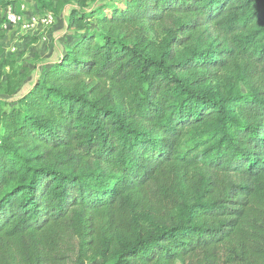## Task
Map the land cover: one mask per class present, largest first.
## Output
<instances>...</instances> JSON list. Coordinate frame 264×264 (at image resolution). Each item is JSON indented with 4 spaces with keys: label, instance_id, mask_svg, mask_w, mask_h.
I'll list each match as a JSON object with an SVG mask.
<instances>
[{
    "label": "trees",
    "instance_id": "16d2710c",
    "mask_svg": "<svg viewBox=\"0 0 264 264\" xmlns=\"http://www.w3.org/2000/svg\"><path fill=\"white\" fill-rule=\"evenodd\" d=\"M78 5L27 91L0 59V264H264V0Z\"/></svg>",
    "mask_w": 264,
    "mask_h": 264
},
{
    "label": "rangeland",
    "instance_id": "374dc122",
    "mask_svg": "<svg viewBox=\"0 0 264 264\" xmlns=\"http://www.w3.org/2000/svg\"><path fill=\"white\" fill-rule=\"evenodd\" d=\"M22 1V0H17ZM23 0L22 2H24ZM59 1V0H55ZM65 3L64 9L55 22L50 26L42 24H33L24 26L23 24L7 27L8 33L5 39L0 41V59L10 61L12 69L21 71L27 67L32 71L18 93L22 94L31 87L36 78L41 76L52 65L60 55L71 45L77 37L76 26L69 20V14L73 8L79 7V0H60ZM90 4H102L106 1L116 2L117 0H88ZM39 8L34 4H29V12L35 13ZM59 27V32L53 28ZM61 29V30H60ZM63 34L62 36H60ZM15 61L14 63L12 61ZM10 70L9 65L5 68ZM229 75L221 76L220 82L215 79L210 85L219 84L221 87H227L230 91L246 92L245 86L237 84L229 79ZM71 261V260H70ZM91 264H101L96 260ZM177 264H181L180 262Z\"/></svg>",
    "mask_w": 264,
    "mask_h": 264
},
{
    "label": "built area",
    "instance_id": "2783aa9c",
    "mask_svg": "<svg viewBox=\"0 0 264 264\" xmlns=\"http://www.w3.org/2000/svg\"><path fill=\"white\" fill-rule=\"evenodd\" d=\"M5 16L7 18V27L23 24L24 26L42 24L50 26L55 22V16L52 13L37 11L30 13L26 6L21 7L20 10L14 8L12 5L7 7Z\"/></svg>",
    "mask_w": 264,
    "mask_h": 264
},
{
    "label": "crops",
    "instance_id": "0c3cea01",
    "mask_svg": "<svg viewBox=\"0 0 264 264\" xmlns=\"http://www.w3.org/2000/svg\"><path fill=\"white\" fill-rule=\"evenodd\" d=\"M23 1V0H22ZM22 1H17V0H14V3L13 4H11L14 8H16V9H18V10H20L21 9V7H22V5L23 6H26L28 9H29V4H34V5H36L33 1H31V0H25L24 2H22ZM37 6V5H36ZM6 10H7V8L3 11V14H5L6 13ZM53 28H55L54 29V31L56 30L57 31V34H58V30H59V27L57 26V25H55ZM61 30V29H60ZM63 34H61L60 36H62Z\"/></svg>",
    "mask_w": 264,
    "mask_h": 264
}]
</instances>
